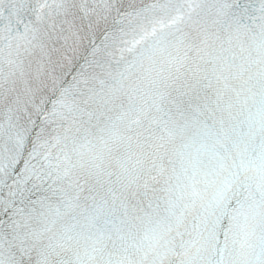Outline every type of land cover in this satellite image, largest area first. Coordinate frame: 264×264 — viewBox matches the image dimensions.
<instances>
[{"label": "snow or ice", "instance_id": "1", "mask_svg": "<svg viewBox=\"0 0 264 264\" xmlns=\"http://www.w3.org/2000/svg\"><path fill=\"white\" fill-rule=\"evenodd\" d=\"M0 264H264V0H0Z\"/></svg>", "mask_w": 264, "mask_h": 264}]
</instances>
